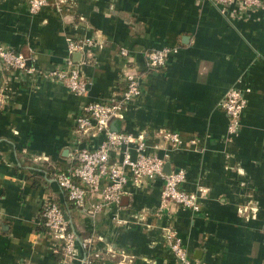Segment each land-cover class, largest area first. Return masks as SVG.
Instances as JSON below:
<instances>
[{
	"label": "crops",
	"instance_id": "crops-1",
	"mask_svg": "<svg viewBox=\"0 0 264 264\" xmlns=\"http://www.w3.org/2000/svg\"><path fill=\"white\" fill-rule=\"evenodd\" d=\"M68 38L95 41L75 57L91 82L85 95L0 62V264H82L81 243L89 237L93 264H180L170 228L195 261L264 264V7L234 4L224 15L210 0H49L33 14L28 0H0V44L27 54L35 70L60 66ZM166 46L178 51L150 68L146 52ZM130 70L141 74L142 94L118 128L144 133L151 152L168 153L169 168L186 171L181 187L199 192V212L169 203L158 215V178L142 187L130 182L120 208L94 215L95 196L75 205L51 173L66 169L75 148L89 142L75 129L83 107L123 92ZM234 86L250 92L239 134L231 137L220 103ZM168 131L183 139L178 148L163 141ZM48 199L63 207L77 233L72 262L62 260L46 232Z\"/></svg>",
	"mask_w": 264,
	"mask_h": 264
},
{
	"label": "built area",
	"instance_id": "built-area-1",
	"mask_svg": "<svg viewBox=\"0 0 264 264\" xmlns=\"http://www.w3.org/2000/svg\"><path fill=\"white\" fill-rule=\"evenodd\" d=\"M224 15H228L229 8L239 4L242 11L264 7V0H210ZM49 0H28L31 13H38L48 5ZM244 13V12H243ZM95 45L92 38L75 40L68 38V56L64 62L52 70L39 72L28 64L30 57L24 52L0 44V62L9 70H20L26 73H38L43 78L55 81L66 86L77 95H85L89 91L90 80L87 79L77 66L74 54L85 52L88 54ZM176 47H163L146 52V63L150 68L165 66L169 56L177 52ZM122 56H129V50L122 47ZM125 89L123 92L99 101L87 103L83 111L75 118V129L78 136L89 138L87 145L75 148L71 164L56 175L59 188L68 199L79 207H85L89 196H95L92 214L101 212L105 207L120 208L122 197L129 193L127 185L131 182L136 187H142L148 181L158 178L164 184L161 194V204L158 215L167 209L169 203L191 209L200 210L199 192H188L182 189L186 180V171L182 168L166 170L167 157L151 152L148 139L144 133L137 135L125 131H116L112 124L116 120L125 118L124 111L132 100L142 94V76L136 70H130L125 76ZM250 88L234 86L230 88L220 103L221 109L229 119L228 133L237 136L241 128V115L248 104L247 94ZM103 135L98 142L94 139ZM163 141L169 147L180 146L183 142L178 132H164ZM95 141L96 143H93ZM196 143V139L191 140ZM157 149V146H155ZM117 152L120 158H116ZM37 160H45L38 156ZM202 194V193H201ZM42 216L46 232L55 242V250L62 255V260L72 262L77 258L78 236L71 227L70 221L63 207L55 200L48 199L42 206ZM167 238L175 259L180 264H203L190 256L182 238L177 231L168 229ZM93 238H85L81 245L85 253L82 264H93L95 259L88 253Z\"/></svg>",
	"mask_w": 264,
	"mask_h": 264
},
{
	"label": "water",
	"instance_id": "water-1",
	"mask_svg": "<svg viewBox=\"0 0 264 264\" xmlns=\"http://www.w3.org/2000/svg\"><path fill=\"white\" fill-rule=\"evenodd\" d=\"M76 56L81 57V53H80V52L75 53V54H74V58H75ZM76 59H77V58H76ZM30 61H31V60L28 61V64H29V65H30ZM30 66H31V65H30ZM117 122H118V120H116V121L113 122V124H112V128H113L114 130H116V131H120L121 129L118 128V124H117ZM166 170H167L168 172L171 170V169L169 168L168 164L166 165Z\"/></svg>",
	"mask_w": 264,
	"mask_h": 264
},
{
	"label": "trees",
	"instance_id": "trees-1",
	"mask_svg": "<svg viewBox=\"0 0 264 264\" xmlns=\"http://www.w3.org/2000/svg\"><path fill=\"white\" fill-rule=\"evenodd\" d=\"M161 68V67H160ZM61 171H65V169H56L51 171V173L54 175L53 177H56V175L61 172ZM73 203V202H72Z\"/></svg>",
	"mask_w": 264,
	"mask_h": 264
}]
</instances>
